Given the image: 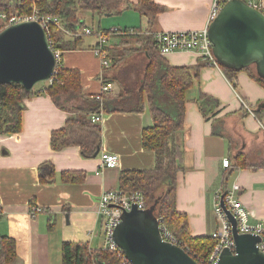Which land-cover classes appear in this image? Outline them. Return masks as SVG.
Listing matches in <instances>:
<instances>
[{"label":"crops","instance_id":"0c3cea01","mask_svg":"<svg viewBox=\"0 0 264 264\" xmlns=\"http://www.w3.org/2000/svg\"><path fill=\"white\" fill-rule=\"evenodd\" d=\"M154 2L160 6L154 17L136 8H125L112 14L121 21V25L116 21L115 26L135 28L151 36L165 31L203 30L209 25L214 0ZM247 2L264 6V0ZM79 15L85 26H90L91 19L98 14L82 10ZM2 27L0 18V30ZM64 37L73 39L69 34ZM140 38L138 34L110 40L109 56L110 53L126 56L119 60L120 64L110 57L112 64L108 68L102 66L94 50L98 46L94 34L88 40L82 36L78 48L62 50L61 61L65 67L81 71L85 98L100 92L103 83L111 86L105 93L108 99L134 96L149 62L148 54L140 49ZM164 58L172 66L201 65L195 86L187 95L185 128L177 139L183 150L177 207L188 215L190 233L206 236L217 230L214 197L223 190L224 177L227 189H235L242 204L251 210V223L264 222V85L248 70H241L234 87L220 65L207 64L193 51H175ZM127 60L134 64H127ZM46 87H35L38 94L24 100L21 131L0 133V234L15 239L18 253L15 264H62L64 242L88 243L92 250L105 248L102 218L98 214L100 196L107 190L120 188L121 172L151 170L156 166L155 152L143 146L144 129L154 126L147 94L143 96L140 112L103 109L104 117L99 123L100 153L116 154L119 163L101 168L100 153L85 157L79 145L52 147V133L83 114L58 107L45 92ZM201 94L220 102L208 117L199 108ZM64 103L71 107L81 105L84 100L76 98ZM92 113L84 114L89 119ZM224 158L230 159L228 168L223 166ZM44 164L47 167L42 170ZM66 172L77 173L82 180L64 181ZM37 206L41 211L35 214L33 208ZM91 264L105 263L97 259Z\"/></svg>","mask_w":264,"mask_h":264},{"label":"trees","instance_id":"16d2710c","mask_svg":"<svg viewBox=\"0 0 264 264\" xmlns=\"http://www.w3.org/2000/svg\"><path fill=\"white\" fill-rule=\"evenodd\" d=\"M130 7L151 17H154L160 9L154 0H139L137 4H133L129 0H0V15L15 12L19 15H32L36 8L41 15L55 16L61 20L65 27L74 31L86 27L84 20L79 15L82 10L104 16L118 14ZM5 25L6 23L3 24V27ZM51 34L54 40L53 48L61 50L78 48V41L82 37L66 40L63 31L55 25L51 27ZM140 36L142 43L140 49L148 54L149 62L136 94L134 96L126 94L122 99L105 97L103 109L106 112H140L143 110V96L144 94L148 95L154 126L144 129L143 146L145 149L155 152L156 166L151 170L121 172L120 189L123 192L139 191L143 193L146 209L155 206L156 217L163 220V223L177 238L178 245L193 256L199 264H209L208 261L217 244V239L212 235L193 236L190 233L188 215L179 211L177 207L178 173L181 169L179 160L183 153L177 139L185 128L187 95L195 86L201 65H197L195 68L172 66L164 56L159 54L157 44L151 35L143 33ZM125 56L126 53L119 55L110 53V57L116 62ZM220 66L232 85L237 87V73L241 70L228 68L222 64ZM242 70H248L258 82L264 85V79L257 74L254 66ZM55 71L54 78L45 88V92L58 107L83 115L70 119L64 128L54 131L51 135V145L54 149L79 145L85 157H93L97 149L101 148V128L99 123H93L90 118H86L85 114L92 113V111L98 112L101 102L93 96L84 97L82 75L79 69L67 68L61 61ZM35 94H38L36 90H27L20 84H0L1 134H13L21 131L22 114L25 109L24 100ZM76 98H83L86 104H75L69 107L64 103ZM198 104L206 117L220 106L218 99L206 94H201ZM256 113L259 115L261 112ZM46 167V164L42 165V170ZM50 168L52 170L51 166ZM63 179L64 181H81L82 177H79L77 173L66 172L63 174ZM226 190L227 177H224L223 192ZM17 259L15 239L9 235L0 234V264H15ZM97 259L102 260L105 264H126L116 252L106 248L92 250L88 243L82 242H64L62 245V264H91Z\"/></svg>","mask_w":264,"mask_h":264},{"label":"water","instance_id":"95a60500","mask_svg":"<svg viewBox=\"0 0 264 264\" xmlns=\"http://www.w3.org/2000/svg\"><path fill=\"white\" fill-rule=\"evenodd\" d=\"M208 35L219 64L242 70L254 66L264 79V13L246 0H230L210 23ZM57 59L46 30L37 20H23L0 30V84H20L33 90L51 80ZM264 105H262V108ZM259 108V109H262ZM101 151L98 148L94 157ZM235 250L224 249L215 264H264L261 238L240 233L232 213ZM114 239L132 264H199L178 244L163 240L157 217L134 206L122 215Z\"/></svg>","mask_w":264,"mask_h":264},{"label":"built area","instance_id":"2783aa9c","mask_svg":"<svg viewBox=\"0 0 264 264\" xmlns=\"http://www.w3.org/2000/svg\"><path fill=\"white\" fill-rule=\"evenodd\" d=\"M230 0H214L210 16V23L218 16L220 10ZM254 6V5H253ZM264 13V6L262 4L254 6ZM0 18L3 24H13L23 20H37L39 21L48 35L50 45L55 53L57 65L62 59V50L53 48L54 40L51 34V27L58 26L64 34H69L73 38L84 35H96L98 37V46L94 49L97 56L101 60L103 67H110L112 62L109 56L108 43L115 36H130L143 34L142 31L135 28H120L114 27L109 30L93 29L91 26L69 30L63 25L61 20L55 16H45L39 13V10L34 8L32 15H19L17 12L7 14L2 13ZM5 25V26H6ZM203 30H183V31H168L157 32L153 34V38L157 44L159 54L165 56L175 51H193L200 55L206 62L213 65H220L213 53V44L208 35V27ZM56 72V71H55ZM54 78V76H53ZM53 78L50 80L52 82ZM49 81V82H50ZM110 84L103 83L100 92L93 95L96 100L101 102L99 112L92 113L90 119L93 123H101L104 117L103 102L105 93L110 91ZM246 105V103L243 101ZM101 168L115 167L119 163V157L110 152H101ZM223 166L228 168L230 166V159H223ZM224 200L225 207L232 213L237 221L238 231L240 233H254L260 236L261 241L259 246L264 251V222L251 223V210L242 204L235 189H227L225 192L219 190L214 197V211L216 213L219 225L212 236L217 239V244L210 255L209 264H215L220 254L224 249L235 250V239L232 232L231 221L222 205ZM134 206L139 209H146V201L143 193L139 191L123 192L120 188L105 191L98 200V214L102 218V230L105 237V248L116 252L122 261L126 264H132L125 256L123 250L119 247L114 239L115 230L121 221L122 215L125 211L131 210ZM41 209L37 206L33 208L36 214ZM159 222V229L163 240L178 244V240L172 235L168 227L163 223L161 218H157Z\"/></svg>","mask_w":264,"mask_h":264},{"label":"rangeland","instance_id":"374dc122","mask_svg":"<svg viewBox=\"0 0 264 264\" xmlns=\"http://www.w3.org/2000/svg\"><path fill=\"white\" fill-rule=\"evenodd\" d=\"M93 21H95V23L93 22ZM92 21V19H91V24H90V26L93 28V29H102V30H109V29H111V28H114V27H117V26H115V25H117V24H115V22L117 21L118 23L119 22H121V21H119V18L117 17V15H111V16H106V15H104V16H100V15H96L95 17H94V20ZM93 22V23H92ZM120 24V23H119ZM121 25V24H120ZM101 26V28H99ZM90 36L91 35H84L83 37H84V39L85 40H88L89 38H90ZM135 38H137V37H135ZM131 39H133V37L131 38ZM134 40V39H133ZM133 42V41H132ZM119 51H122V50H119ZM119 53V52H118ZM135 53H137V52H135ZM135 55H139L138 53L137 54H135ZM139 62V60H137L136 62H135V64H137ZM116 64H120V61H118ZM127 64H134V62H132V61H129V60H127ZM49 81L50 80H47V81H43V82H40V83H38L37 85H36V88H39V87H42V86H47L48 84H49ZM51 82V81H50ZM164 189L162 188V191H163ZM148 211H149V213H150V216L151 217H155L156 216V210H155V206H152V207H150V208H148ZM171 232V231H170ZM172 233V232H171ZM173 235V234H172ZM174 236V235H173ZM175 237V236H174ZM176 238V237H175ZM177 239V238H176ZM208 263H209V261H208Z\"/></svg>","mask_w":264,"mask_h":264}]
</instances>
